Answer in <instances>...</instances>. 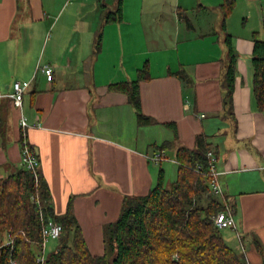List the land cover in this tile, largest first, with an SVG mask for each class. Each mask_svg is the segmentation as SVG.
I'll return each instance as SVG.
<instances>
[{
    "label": "crops",
    "instance_id": "obj_1",
    "mask_svg": "<svg viewBox=\"0 0 264 264\" xmlns=\"http://www.w3.org/2000/svg\"><path fill=\"white\" fill-rule=\"evenodd\" d=\"M224 1L123 0L118 19V0H0V94L12 93L16 82L31 84L22 110L11 101L1 175L21 166L25 133L56 215H65L72 199L94 256L105 253L104 228L117 221L124 198L145 196L156 185L164 164L149 157L163 152L177 164L181 147L195 150L197 138L207 135L221 187L235 203L246 260L264 264V114L253 94L255 32L230 33L238 62L228 106ZM45 66L52 81L41 72ZM144 67L140 100L154 133L139 126L127 94L110 90L135 81ZM153 145L158 149L150 152ZM235 234L224 235L238 241Z\"/></svg>",
    "mask_w": 264,
    "mask_h": 264
},
{
    "label": "trees",
    "instance_id": "obj_2",
    "mask_svg": "<svg viewBox=\"0 0 264 264\" xmlns=\"http://www.w3.org/2000/svg\"><path fill=\"white\" fill-rule=\"evenodd\" d=\"M118 3L116 16L121 19L123 0ZM233 7L234 0H225L220 6L225 32ZM112 16L109 14L107 20L111 21ZM253 38V94L259 111L264 114V22L263 38L259 33ZM224 44L227 49L224 84L229 106L238 53L228 33ZM147 77L148 70L144 67L135 81L110 87L128 95L139 126L153 124L143 114L140 100V82ZM10 110L11 100L0 102V141L7 137L9 121L5 114ZM208 140L207 135H200L195 150L181 147L177 151L178 174L172 184H165V172L161 168L156 185L147 195L124 198L119 218L104 228L102 256L90 252L74 215L72 199L66 214L56 215L49 185L39 167L34 172L19 166L7 176L0 172V264H247L241 246L232 249L223 233L225 229H219L214 220L227 207L233 211L235 203L227 196L223 200L213 196L211 177L194 170L198 166L204 171L209 169L208 154L214 153V149ZM162 146L166 148L171 143ZM42 213L45 220L63 226L62 237L56 240L58 247L48 258L43 248ZM41 257L43 263L39 261Z\"/></svg>",
    "mask_w": 264,
    "mask_h": 264
},
{
    "label": "built area",
    "instance_id": "obj_3",
    "mask_svg": "<svg viewBox=\"0 0 264 264\" xmlns=\"http://www.w3.org/2000/svg\"><path fill=\"white\" fill-rule=\"evenodd\" d=\"M41 72L47 76V79L49 81L53 80V70L49 66H45L41 68ZM30 83H20L16 82L14 84V90L10 94L1 95L0 98H9L13 105L18 109H23V102H24V96L26 92L30 88ZM20 127L22 130L28 129V123L25 118L21 119ZM22 161L21 166H26L28 169L32 171H36V169L39 167V161L36 156V154L31 150L30 145L27 142V137L24 135L22 141ZM208 157L210 158V165L209 169L207 171H204L202 166L196 167L194 170L202 175H205L207 177H211L210 182V188H211V194L215 197H219L220 199H225L226 195L223 191L220 183V173L218 172L216 168V159L214 153H209ZM149 160L155 164H161L166 161H168V157L163 152H158L149 157ZM41 209V207H40ZM41 219L43 221V229H42V235L44 238L43 242V248L46 249V243L49 239L52 240H59L62 237L63 234V226L59 224L58 222L54 220H45L43 213L41 215ZM215 224L219 229H232L234 232H236L237 239L240 243L241 249L244 253H246V248L243 243V237L238 233L237 230V224L233 215V212L230 207H227L224 211H221L218 213L215 218ZM40 262H44V257L39 258ZM247 264H249L247 260Z\"/></svg>",
    "mask_w": 264,
    "mask_h": 264
},
{
    "label": "rangeland",
    "instance_id": "obj_4",
    "mask_svg": "<svg viewBox=\"0 0 264 264\" xmlns=\"http://www.w3.org/2000/svg\"><path fill=\"white\" fill-rule=\"evenodd\" d=\"M199 11L200 7L196 8ZM198 20H207L208 17H203L201 13ZM195 20V19H193ZM263 22H264V0H234V7L231 15L227 19V33L232 34L233 36L247 35L250 32L259 33L263 38ZM230 31L228 32V30ZM9 112L6 111L5 116H8ZM142 129H146L147 125L141 126ZM152 127V125H149ZM156 128H150L149 133H154ZM147 131V130H145ZM149 140H153L156 137V134H149ZM158 147L155 145L149 148V151L152 152ZM169 160L164 162L163 170L165 174V184H172L177 179L178 174V164H175V158L171 155H168ZM159 170V169H158ZM224 234H227V229L223 231ZM229 246L236 250L237 247L240 249L239 242L237 240H227ZM45 256L48 258L51 256L58 247V241L49 239L46 243ZM245 244V243H244Z\"/></svg>",
    "mask_w": 264,
    "mask_h": 264
}]
</instances>
